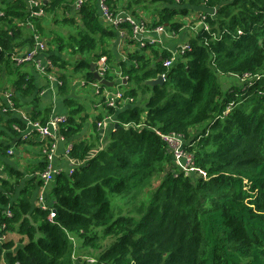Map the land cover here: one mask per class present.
Masks as SVG:
<instances>
[{"label": "trees", "instance_id": "1", "mask_svg": "<svg viewBox=\"0 0 264 264\" xmlns=\"http://www.w3.org/2000/svg\"><path fill=\"white\" fill-rule=\"evenodd\" d=\"M79 1L77 19L66 22L74 34L44 41L43 20ZM28 2L0 0V79L3 72L16 76L13 92L2 87L0 94H10L14 109L31 106L25 115L39 126L51 119L49 108L37 110L33 80L13 60L37 41L48 54L45 73L56 74L62 90L69 64L52 51L75 59L86 85L96 83L90 64L104 57L103 78L118 86L122 100L94 102L104 113L95 132L107 117L118 127L88 159L93 145L75 139L88 113L69 103L53 133L69 141L68 156L82 164L54 176L48 201L39 194L32 205L36 187L45 185L39 175L46 154L21 190V173L8 169L0 190V264H264V0H41L38 9ZM100 2L110 17L127 14L148 31L165 27L177 35L195 9L188 27L202 26L185 43L189 49L164 67L171 53L148 44L135 49L133 25H108ZM39 10L44 16L32 14ZM118 31L125 61L110 48ZM158 75L165 76L162 85L145 84ZM125 101L140 104L121 111ZM0 119L19 131L27 127ZM30 135L38 137L36 130ZM168 137L185 141L192 172H175ZM50 141L39 145L49 150ZM116 196L136 205L132 215Z\"/></svg>", "mask_w": 264, "mask_h": 264}, {"label": "crops", "instance_id": "2", "mask_svg": "<svg viewBox=\"0 0 264 264\" xmlns=\"http://www.w3.org/2000/svg\"><path fill=\"white\" fill-rule=\"evenodd\" d=\"M76 4H72L65 11L62 9L57 12L56 17L51 16L45 18L42 22V30H43V39L44 41H49V39L57 38L66 41V38L71 34H74L73 27L69 26L66 22L71 19H77L76 15ZM202 10V9H201ZM196 12L190 13L187 17L182 19L185 27L181 32L177 35L172 36L167 32L163 33H154L153 31H148L145 34L147 39H155L157 43L154 44V48L160 51H167L171 54H175L177 49L185 44L188 39L193 35V30L196 27L201 25H194V27H188V24L193 20L197 19L199 13H197L198 9H195ZM200 11V10H199ZM101 24L104 23L102 19H100ZM59 26V29H58ZM123 42H119V40H115L112 42L111 51L116 60H126V53L123 52L124 49ZM128 49H133L131 46ZM135 49H138L136 47ZM30 51V50H27ZM46 51V47H45ZM45 51H39L36 55V61L40 66V69H36V65L34 63H26L21 65V71L30 76L33 80L32 84L34 87L35 99L38 104L37 110H43L45 108L50 109V118L55 117H65L69 110V103H74L76 105L82 106L84 111L88 113V120L83 125L80 133L75 137V139H84L85 141L91 143L93 148L89 151L86 156V159L94 156L97 151H99L103 145L108 140L110 132H112L114 120L112 118H106L105 122L102 125H96V132L93 128V123H95V118L99 114H104L103 110L100 108V104L94 103L98 101V99L104 97L107 92H115L110 89H103L94 92L92 88V84L86 85L82 79L81 75L74 71V62L75 59H71L65 50L61 54H58L56 51H52L51 54L57 55L66 61L69 65L65 69H62V72L66 75L67 82L66 87L64 86L63 90L61 89V84L57 79V75L53 73H46L43 69L47 67V58L48 54ZM69 51V50H68ZM150 54V53H149ZM158 61H161V57L159 56ZM96 70V69H95ZM116 73L118 70H115ZM15 74H8L3 72V76L0 79V91H2V87H6L13 92V82L15 81ZM120 80V78H118ZM123 83L125 84V79H123ZM118 90V89H117ZM96 95V97H94ZM71 99L70 102L67 100ZM10 99V94H0V117H5L8 119H18L26 123L27 127L25 130H20L14 126L6 125L4 120L0 119V190H2V180L8 177V169L17 170L21 173L22 179L20 181L18 190L22 189L23 184L30 180L32 177L35 178L33 174L35 168L44 160V150L42 146L39 145L40 139L39 137H31L30 133L33 130L31 127V122H26L24 118L26 115V111L31 109V106L19 109H13L8 106ZM28 101V100H26ZM3 104H5L6 110L3 108ZM140 101H136L131 104V102H122V110L129 109L133 106H138ZM11 112V115L4 116L6 112ZM144 116V115H143ZM4 119V118H3ZM14 130V131H13ZM54 130H51L53 132ZM27 138V136H29ZM68 140H56L53 141V150L49 153L50 163L55 170H60L61 172H71L73 168L77 165L82 164V161L71 159L68 155H66V148L68 146ZM37 173V172H36ZM45 185L37 186L34 192V196L32 199V205H35V197L36 195H42L45 201L49 200L50 190L52 187V183H44ZM16 193L11 199L10 203L17 200ZM15 235H11V238L15 239ZM2 240V239H0Z\"/></svg>", "mask_w": 264, "mask_h": 264}, {"label": "built area", "instance_id": "3", "mask_svg": "<svg viewBox=\"0 0 264 264\" xmlns=\"http://www.w3.org/2000/svg\"><path fill=\"white\" fill-rule=\"evenodd\" d=\"M28 3L30 6L33 5V6H37V7H39L41 4L40 0H29ZM79 3H80V1L78 3H76L77 8L80 5ZM99 7H100L102 17H103V19H105V21L108 25H111V26L116 28V25L118 23H120L121 21L122 22L124 21V22H127V23L133 25V29H132L133 39L137 43V47L139 49L144 47L146 44L154 45L155 43H157V41L155 39H147L145 37V34L148 32V30L144 28V26L141 22L136 21L135 19L131 18V16L124 14V13L117 14L116 17H114V18L110 17L107 13L106 7L102 4V2H100ZM32 14L41 15V14H43V12H42V10H39L38 12H34ZM199 19L203 20L204 18L203 17L200 18V16H199ZM199 25L202 26V22H200ZM153 32L154 33H163V32H167V30L165 29V27H158V28L154 29ZM118 34H119V38H118L119 42L124 43L125 39H124L123 32L118 31ZM168 34H170V33H168ZM187 49H189V47L186 44H183L179 48V50H177L175 52L174 55L171 54L172 59H165L163 61V66L164 67H170L173 63L175 56H179L184 50H187ZM39 51H45V46L43 43L37 41V43L35 44V48L33 50L19 53L15 57H13V60H15L18 64L34 63L36 65V69H40V66L38 65V63L36 61V55ZM47 66H49L48 62H47ZM45 68L43 69V71L45 70ZM106 69H107L106 59L103 57L97 61L95 71L97 72V74L99 76H101L103 78V74L106 71ZM44 74H46V73L44 72ZM116 74L119 75V73H116ZM159 76H161L163 81L165 80L164 75H159ZM119 77H120V75H119ZM120 79H121V77H120ZM92 88H93L94 92H96V93L98 91H100V87H99V84L97 82L92 84ZM104 97L108 100L109 106H114L116 101L122 100V94L119 90H116L115 92H107V93H105ZM8 101H9L8 106L14 109L12 102L10 100H8ZM129 101H132V100H129ZM5 110L6 109H4L3 111H5ZM24 118L26 119V122L29 123L28 118L26 116ZM63 120H64V118H62V117L52 118L47 123V126H39L36 123H31V124L29 123V124L31 125V127H33V130L37 131L38 137L41 141H48L46 143H49V140H54V141L58 140V139H56L55 134L53 132H51V130L55 129V125L57 122H60ZM103 122H105V120ZM103 122H99L97 125L100 126V125H102ZM165 139L170 144V146L172 148L174 162L176 163L177 162L176 158H179V164L178 165L182 166V168H183L179 171H184L185 173L192 172L193 169L190 167L191 157L189 155H187L182 150L183 146L185 145V141H183L179 137H168ZM180 141L183 142L181 147L180 146H178L177 148L173 147L174 143H180ZM53 148H54L53 142L50 141V149L44 151L46 156H47L48 165H47L45 172L39 175V178L43 183H52L54 180V176H56L57 174H59L61 172L60 170H55L50 163L49 153H51ZM68 152H69V147L66 149V155H68ZM177 152H180L179 156H177ZM69 173H71V172H69Z\"/></svg>", "mask_w": 264, "mask_h": 264}, {"label": "rangeland", "instance_id": "4", "mask_svg": "<svg viewBox=\"0 0 264 264\" xmlns=\"http://www.w3.org/2000/svg\"><path fill=\"white\" fill-rule=\"evenodd\" d=\"M41 1V0H40ZM39 7H37L36 6V9H38ZM43 16H44V13H43ZM200 24V23H199ZM58 29H59V26H58ZM60 41H63L62 40V38H60ZM38 42H40V41H38ZM39 65V64H38ZM114 74H116V71H114L113 72ZM58 84H61V82L59 81V83ZM118 89V86L117 85H114L113 87H111L110 88V90H112V91H115V90H117ZM119 90V89H118ZM142 105H143V103H142ZM4 109H6V107L4 108ZM55 118H60V117H55ZM62 118H65V117H63L62 116ZM198 134V133H197ZM182 144H183V142L182 141H180V143H174L173 144V147H178V146H182ZM180 155V152H177V156H179ZM176 160H177V162H176V165H177V167H178V169L177 168H174V170H175V172H177V171H179V170H181V169H183L182 168V166H180V165H178L179 164V158H176ZM174 164H175V162H174ZM158 185V183L156 182L155 183V185H154V187H156ZM147 193H148V191H147ZM149 196H151V193H149ZM114 199H115V201H116V203H120L121 201H124L123 202V204H124V206H125V211H127V214H129V215H132L133 213H134V208L136 207V205H132V203H129L127 200H125L123 197H119V196H116V197H114ZM147 199V197H146V195H144L142 198H138V201H142V200H146ZM122 204V203H121ZM120 206V205H119ZM140 206V205H139ZM15 237V241H17L19 238L17 237V236H14Z\"/></svg>", "mask_w": 264, "mask_h": 264}, {"label": "water", "instance_id": "5", "mask_svg": "<svg viewBox=\"0 0 264 264\" xmlns=\"http://www.w3.org/2000/svg\"><path fill=\"white\" fill-rule=\"evenodd\" d=\"M95 69H96V64H94V63L90 64V72L93 74V80L95 82H97L99 85H102V86H105V87H109V88L114 86L113 82H109V81L105 80L104 78H102L101 76H99L97 74V72L95 71ZM163 82L164 81L162 80L161 76L158 75L154 79L147 80L145 82V84L148 85V86L153 87V86H157V85L160 86V85L163 84ZM116 127H118V124H114V128H116Z\"/></svg>", "mask_w": 264, "mask_h": 264}]
</instances>
